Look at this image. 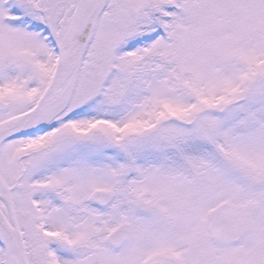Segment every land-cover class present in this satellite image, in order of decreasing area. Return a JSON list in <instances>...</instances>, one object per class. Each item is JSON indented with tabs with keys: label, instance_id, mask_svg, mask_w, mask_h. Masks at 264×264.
Listing matches in <instances>:
<instances>
[{
	"label": "snow or ice",
	"instance_id": "obj_1",
	"mask_svg": "<svg viewBox=\"0 0 264 264\" xmlns=\"http://www.w3.org/2000/svg\"><path fill=\"white\" fill-rule=\"evenodd\" d=\"M0 264H264V0H0Z\"/></svg>",
	"mask_w": 264,
	"mask_h": 264
}]
</instances>
